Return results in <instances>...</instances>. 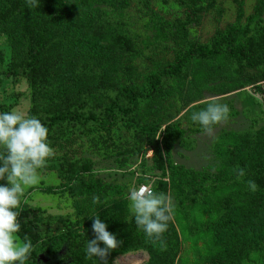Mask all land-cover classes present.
<instances>
[{"label": "trees", "instance_id": "16d2710c", "mask_svg": "<svg viewBox=\"0 0 264 264\" xmlns=\"http://www.w3.org/2000/svg\"><path fill=\"white\" fill-rule=\"evenodd\" d=\"M130 1L40 0L37 8H29L26 0H0V35L13 37L10 75L30 83L29 117L47 127L50 146L66 130L81 138L92 127L108 132L118 123L136 141L150 138L154 152L160 155L162 150L168 157L172 197L185 216L201 198L230 186L242 187L243 202L223 197L219 215L209 225L223 237L219 253L224 260L239 264L264 248V127L251 134L220 137L215 146L220 167L215 172L196 171L169 161L172 144L182 134L179 127L165 128L161 141H155L158 127L146 123L141 113L159 98L179 97L185 89L193 99L218 79L233 80L264 65V38L259 43L260 37L253 36L264 13V0H256L249 15L243 0H237L234 21L205 43L189 38L187 22H152L150 29L157 39L169 42L164 47L171 46L172 56L170 62L142 72L135 67L142 49L119 19ZM137 1L143 6L150 2ZM259 80L264 78L247 85ZM84 166L60 155L39 170L54 172L70 196L88 201L93 215L84 235L77 236L75 224L66 216H43L40 208L21 206L17 235L21 240L27 236L34 246L26 264H102L99 258L86 255L87 240L95 238V217L122 241L108 254V264L117 255L139 249L149 252V264H171L177 244L168 231L170 222L162 250L160 242L149 240L135 220H128L120 188L86 180ZM237 166L246 173L239 179ZM250 180L257 185L255 191L249 188ZM5 184L0 180V185ZM94 196L101 203L93 204Z\"/></svg>", "mask_w": 264, "mask_h": 264}, {"label": "rangeland", "instance_id": "374dc122", "mask_svg": "<svg viewBox=\"0 0 264 264\" xmlns=\"http://www.w3.org/2000/svg\"><path fill=\"white\" fill-rule=\"evenodd\" d=\"M184 1L187 6L179 0H150L148 6L132 0L121 12L120 21L142 49L141 57L135 62L138 71L150 70L171 61V46L164 47L169 42L155 37V31L150 29L152 22H187L189 38L195 43H205L235 19L237 0ZM255 2L243 0L245 15L252 12ZM105 10L110 12L112 9ZM112 16L115 17L114 14ZM255 28L257 31L253 36L260 37L258 42L262 43L264 13ZM12 42L13 37L0 35V113L15 110L29 117L32 107L31 85L24 78H13L9 71L12 66ZM261 78H264V65L256 70H247L233 80L218 79L193 99H189L192 95H187L185 89L179 97L159 98L145 105L141 117L146 123L158 127L154 136L158 142L164 133L162 129L172 125L179 127L182 134L172 144L170 162L186 169L215 172L221 165L215 153L220 137L226 134H251L264 127V106L245 91L250 81ZM210 99L226 104L229 108V119L216 125L211 135L191 119L192 113L206 108ZM158 136L159 139H156ZM149 142L150 138L140 141L132 139L118 123L108 132L92 127L81 138L74 137L66 130L55 138L50 147L55 152L53 157L63 155L75 165L84 164L82 176L86 180L120 188L128 209V192L133 186L148 184L155 192L169 196L174 211L168 231L175 236L177 244V254L171 264H231L219 253L222 235L212 232L209 225L218 217L219 203L223 197L243 202V188L230 186L215 195L203 197L185 216L176 207L172 197L168 157L162 150L160 155L155 153ZM39 175L38 185L26 190L22 198L26 202L21 206L40 208L44 212L43 216H66L71 224H75L76 235H84L87 222L93 215L88 201L70 196L54 172L39 171ZM128 220H135L130 211ZM150 259L148 251L139 249L113 257L110 264H149ZM239 264H264V248Z\"/></svg>", "mask_w": 264, "mask_h": 264}, {"label": "clouds", "instance_id": "9594fccd", "mask_svg": "<svg viewBox=\"0 0 264 264\" xmlns=\"http://www.w3.org/2000/svg\"><path fill=\"white\" fill-rule=\"evenodd\" d=\"M29 8H37L40 0H26ZM191 119L197 122L205 133L211 135L216 125L229 119V108L215 99H210L207 107L193 112ZM164 129L161 130L163 132ZM159 139V136L156 138ZM55 155L48 140V129L34 116L28 117L19 111L0 113V264H26L34 246L25 236L18 237L20 222L19 210L22 198L28 188L38 185L39 170L47 167L48 161ZM237 178L245 176L243 168L235 169ZM249 188L256 190L254 181H248ZM129 211L135 223L153 242H160L166 249L163 234L173 218L174 206L171 198L163 192H155L151 185L130 187ZM101 203L98 196L93 204ZM92 230L95 238L87 240L86 255L97 257L102 264H108V254L122 243L115 235L106 230L107 225L99 217L92 218ZM103 247H100V244Z\"/></svg>", "mask_w": 264, "mask_h": 264}, {"label": "built area", "instance_id": "2783aa9c", "mask_svg": "<svg viewBox=\"0 0 264 264\" xmlns=\"http://www.w3.org/2000/svg\"><path fill=\"white\" fill-rule=\"evenodd\" d=\"M245 91L259 104L264 106V80H259L253 84L247 85Z\"/></svg>", "mask_w": 264, "mask_h": 264}]
</instances>
